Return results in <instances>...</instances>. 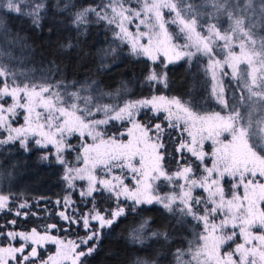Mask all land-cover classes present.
<instances>
[{
    "label": "snow or ice",
    "instance_id": "snow-or-ice-1",
    "mask_svg": "<svg viewBox=\"0 0 264 264\" xmlns=\"http://www.w3.org/2000/svg\"><path fill=\"white\" fill-rule=\"evenodd\" d=\"M260 3L259 13L264 21V0ZM208 4L213 11L207 13L204 24L200 23L202 14L188 0H136L135 7L132 0H101L95 6L78 9L72 0H66L63 7L57 3L55 8L70 17L71 26L78 32L87 27L89 16H93L96 23L103 22L111 28L114 42L129 45L132 55L145 57L152 65H162L159 72L155 67L147 70L142 85L150 89L169 87V64L181 60L199 64L206 59L203 73L211 83L206 99L219 106L220 111L201 114L197 109L203 105L199 102L163 94L124 100L122 105L104 104L99 100L113 94L99 89L97 81L77 87L75 81L65 84L63 80H21L22 74L0 60V146L18 144L25 152L52 146L54 151H46L40 159L52 158L63 166V180L69 190L76 188L75 181H86L79 195L91 204L87 211L80 212L70 194L55 202L62 205V210L55 213L59 220L85 230L86 235L76 240L53 235V230L67 231L56 223L30 231L7 230L16 225V219L0 225L4 229L0 230V264H84L83 258L96 251L101 234L126 215L122 202H131L132 211L141 205L158 204L168 213L178 214V224L190 218L202 225V231L195 233L187 249H176L171 254L175 264H264V37L255 38L256 25L253 16L248 15L255 11L253 0H245L243 6L233 0H208ZM49 7V0H0V13L29 17L37 28ZM165 10L171 20L165 19ZM219 15L228 21L223 31L218 23L210 22L219 20ZM132 24L135 31L129 28ZM169 25L177 26L176 33L169 31ZM181 38L183 43L179 42ZM62 47L73 45L69 42ZM217 49L224 53L223 59L218 58ZM103 51L107 56L116 49ZM225 77L237 82L238 97L229 98ZM89 90L97 95H81ZM7 98L11 99L10 104ZM149 111L156 118L163 114L167 128L178 130L179 143L174 151L181 159L187 152L203 164L210 156L212 163L204 166V175L197 177L192 165L180 160L177 170L169 173L164 164L166 154L171 155L164 151L165 127L160 123L141 124L136 118ZM257 111L261 112L259 118H255ZM21 117L23 123L14 126ZM115 121H127L131 127L106 135L103 126ZM76 133L92 140L81 142L75 156L77 162H82L80 167L72 166L65 158V152L76 150L68 142V137ZM184 133L188 139L183 138ZM224 134L227 137L222 139ZM125 135L126 141L121 139ZM206 140L214 146L210 154L203 151ZM225 176L235 180L228 194L221 183ZM129 177L131 185L125 183ZM161 180L172 185V190L160 194L157 182ZM197 189L206 196L194 195ZM95 194L114 201L115 207L101 210ZM17 200L19 196L0 193V213L16 217L36 215L29 211L27 200L16 204ZM10 203L15 207H10ZM218 215H222L219 221ZM149 223L145 218L131 229L129 238L133 244L145 246L151 239L170 240L167 231L152 230ZM254 228L260 231H253ZM92 241L95 243L88 247ZM46 244L55 245L56 251L42 259L40 249ZM82 245L86 250H79ZM225 247L230 250L225 251ZM159 258L158 252L155 258H138L134 264H159Z\"/></svg>",
    "mask_w": 264,
    "mask_h": 264
},
{
    "label": "trees",
    "instance_id": "trees-1",
    "mask_svg": "<svg viewBox=\"0 0 264 264\" xmlns=\"http://www.w3.org/2000/svg\"><path fill=\"white\" fill-rule=\"evenodd\" d=\"M65 2L66 0H49L50 7L39 28L32 25L29 17L15 13L0 16V53H3L0 60L14 72L22 74L21 80L24 77L36 81L47 79L52 83L63 80L65 84L75 81L78 82L77 87L84 82L97 81L99 89L113 94L99 100L104 104L122 105L124 100L163 94L199 102L203 105L197 109L200 113L221 110L216 104L207 102L209 85L200 63L181 61L169 64L166 69L169 87L150 89L142 85L144 76L150 67H155L158 72L161 71L162 65H152L149 60L132 55L125 44L114 42L111 28L103 22L96 23L93 16H89L87 27L78 32L71 26L70 17L66 13L58 12L55 8L57 3L63 7ZM72 2L78 9L86 5L95 6L100 4L101 0H72ZM212 21L218 23L215 20ZM222 24L223 22H220V25ZM257 31L254 29L256 39L260 37V33L264 37V32ZM69 42L73 47H62ZM109 48H115V53L104 56L103 50ZM102 64L106 67H102ZM180 68L185 70V74L171 73V70ZM225 79L229 98L233 95L238 97L240 94H235L233 90L234 83L228 78ZM74 90V88H68V91ZM117 93H119L118 97ZM89 94L97 95L92 90L81 92V95ZM136 118L141 124L160 123L165 127L164 151L171 155L166 154L164 164L169 173L177 170V160H180V163L185 161L190 163L196 176L202 173V164L190 153L184 152L181 159V156L174 151L179 143L180 134L178 130L167 128L163 114L156 118L150 111L141 112ZM127 127V121L112 122L103 126V131L110 136L122 132ZM183 138L187 139L185 133ZM76 139L77 137L74 136L70 141ZM46 151L49 152L48 149L31 148L30 151L25 152L18 144L0 146V193L19 196V200L15 201L16 204L27 200L31 205L29 211L36 213L35 216L27 217L0 213V225H6L7 221L16 219V225L9 226L7 230L29 231L33 227L42 230L43 225L56 223L58 228L63 226L67 231L53 230V235L73 239L83 237L86 233L82 226H69L55 215L62 210V205H57L55 202L62 201L63 197L68 195V189L63 180V166L56 164L52 158L48 161L40 159ZM160 187L161 189L166 187L165 189L171 191L173 186L164 182L162 186L160 184ZM95 195L96 205L101 210L115 207L114 201H109L100 194ZM71 197L75 202L74 207L80 212H85L91 207L90 203H86L80 197L78 190L71 192ZM130 204L131 202H122L121 206L125 207L126 215L120 217L110 229H106L101 234L96 251L91 256L83 258L84 264H134L138 258H155L158 252L160 253L159 264H175L171 254L176 249H187L188 242L195 239V233L202 231V226H198L190 218L185 223L178 224V214H170L160 205L145 204L132 211ZM9 206L15 207L11 203ZM145 218L149 219L150 229L167 231L170 240L165 242L151 239L145 246L133 244L129 238L130 231ZM92 243L95 241L89 242L88 247H91ZM53 250L52 244L45 245L40 249L41 258L46 259ZM79 250L86 249L82 245Z\"/></svg>",
    "mask_w": 264,
    "mask_h": 264
},
{
    "label": "rangeland",
    "instance_id": "rangeland-1",
    "mask_svg": "<svg viewBox=\"0 0 264 264\" xmlns=\"http://www.w3.org/2000/svg\"><path fill=\"white\" fill-rule=\"evenodd\" d=\"M188 2L191 3V4L193 5V7L195 8V10H196L197 12H199V13L202 14V18L200 19V23H201V24H204V23L208 20L207 13H211V12L213 11V9L211 8V6L208 4V0H188ZM233 2H235V3H237V4H240L241 6H243L245 0H233ZM132 6H133V7L136 6V0H132ZM260 7H261L260 0H253L252 8H253L255 11H250V12L248 13V15L253 16V22H254L255 25H256L255 29L258 30L257 32H260V31H261V32H264V21H262V19H261V17H260V13H259V9H260ZM2 15H3V13H0V16H2ZM165 19H167V20H171V19H172V17L167 13V10H165ZM215 21L218 22V26L221 28L222 31L224 30V28H227V26H228L227 18L224 17L223 15H219V20H215ZM210 22H213V21H210ZM220 22H223V24L220 25ZM0 27H1V26H0ZM168 27H169V31H170V32L176 33V31H177V26H176V25H169ZM129 28H130V30L135 31V24L129 25ZM141 30H143V28H142ZM198 30H199V29H198ZM112 35H113V32H112ZM259 36H260V37L257 38V40H259V39L263 36L262 33H260ZM118 42H119V41H118ZM179 42H180V43H183L184 41H183V39L181 38V39L179 40ZM120 44H121V43H120ZM125 45L127 46L128 51H129V45H127V44H125ZM235 50H236V51H239V48L236 47ZM129 52H130V51H129ZM217 54H218V58L223 59V55H224V53H223V52H220L219 49H217ZM143 58H145V57H143ZM145 59H147V58H145ZM161 59H163V57H161ZM147 60H148V59H147ZM181 61H184V62H186V63H189L187 60H181ZM181 61H179V62H181ZM199 63L201 64V67H202V70H203V67H204V65L206 64V59H201V60L199 61ZM242 67H243V66H242ZM225 71L230 72V69H227V68H226ZM177 72H178V73H184V74H185V70L182 69V68H180V69H176V70H171V73H177ZM205 76H206V75H205ZM206 78H207L208 85H209V89H210V87H211V83H210V81H209V77L206 76ZM225 78L230 79V80L234 83V88H233V90L235 91V94H237V95L240 94V89L237 87V82H236L235 80H232L230 77H225ZM225 78H224V80H223V82H224V86H225V80H226ZM237 91H238V92H237ZM236 92H237V93H236ZM7 102L10 104L12 101H11L10 98H7ZM204 113H206V112H204ZM204 113H201V114H204ZM260 116H261V112H260V111H257V112L255 113V118H259ZM97 118H100V115H98ZM115 122H120V121H115ZM22 123H23V119H22V117H21L20 120H19V122H18V124L14 125V126H18L19 124H22ZM129 127H131V124H130V123H128V127H127V128H129ZM127 128H126V129H127ZM126 129H124L122 132H125ZM185 134H186V133H185ZM74 136H76L77 139H76V140H73V141H70V140H71V137H74ZM110 136H111V135H110ZM71 137H68V142H69L70 144L74 145L76 150H75V151H71V152H65V158H66L68 161L71 162L72 166L80 167V166H82V162H77V161L75 160V156L77 155L78 151H80V145H81V142H82V140H83V141H86L87 143H91L92 140H91V137H87V136L81 138V137L79 136V133L73 134ZM186 137H187V134H186ZM225 137H227V134H224V136L221 137V138L224 139ZM228 138H230V137H228ZM121 139H123V140L126 141V140L128 139V137L125 135L124 137H121ZM187 139H188V137H187ZM213 147H214V146H213L212 142L206 140V141L204 142L203 151H205L206 153H209V154H210V153L212 152V150H213ZM48 151H49V152H53V151H54V148H53L52 146H49ZM69 154H71V155H70L71 157L69 156ZM68 156H69V158H68ZM204 162H205V163H204ZM204 162H203V164H202L203 168H204L205 165L210 167V166H211V163H212V160H211L210 156H209V157H206L205 160H204ZM202 170H203V169H202ZM97 174H98V175L100 174V171H99V170H97ZM116 174L119 175V174H120V171H119V170H116ZM124 174L127 176V170H125V173H124ZM202 175H204V171H202L201 174H198L197 177L202 176ZM164 182H165V181H164ZM164 182H163V180L157 182V185H158V191L160 192V194H164V193L169 192L167 189H165L166 187H165L164 189H161L160 184H161V186H162V184H163ZM125 183H128L129 185L132 184V181H131L130 177L127 178V179H125ZM166 183H167V182H165V184H166ZM221 183H222V185H223V187H224L225 193L228 194V193L230 192V189H231V187H232V184L235 183V180H233L231 177L225 176V177L222 179ZM75 184H76V188H75V189L69 190V189L67 188V189H68V195H69V194L71 195V192H73V191H75V190H78V191H79L80 189L84 188V187L86 186V181L77 180V181H75ZM65 185H66V183H65ZM168 185H169V184H168ZM66 187H67V185H66ZM241 192H242V189H241ZM194 195H197V196H206V193H204L202 189H197V190L195 191ZM71 199H72V197H71ZM156 205H158V204H156ZM221 218H222V215H218V216L216 217V220L219 221ZM201 226H202V225H201ZM29 231H30V230H29ZM253 231H260V229H258V228H254ZM61 238H65V237H61ZM66 238H67V237H66ZM67 239H73V238H67ZM76 239H77V238H74L73 240H76ZM236 242H237V243L240 242V238H239V237H237ZM46 245H48V244H46ZM16 246H19V244L17 243ZM53 246H54V250H53V253H51V254H54L55 251H56V247H55V245H53ZM233 246H234V245H233ZM29 250H30V249H29ZM224 250L227 251V250H230V248H229V247H225ZM184 259H185V260L189 259V257H188L187 254L185 255Z\"/></svg>",
    "mask_w": 264,
    "mask_h": 264
}]
</instances>
